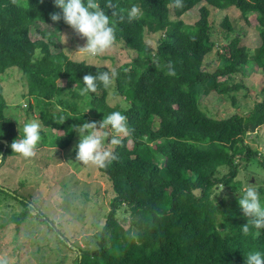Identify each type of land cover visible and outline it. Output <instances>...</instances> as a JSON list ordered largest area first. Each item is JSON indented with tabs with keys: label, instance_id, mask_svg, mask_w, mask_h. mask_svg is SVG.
Returning <instances> with one entry per match:
<instances>
[{
	"label": "trees",
	"instance_id": "1",
	"mask_svg": "<svg viewBox=\"0 0 264 264\" xmlns=\"http://www.w3.org/2000/svg\"><path fill=\"white\" fill-rule=\"evenodd\" d=\"M100 2L103 6L105 0ZM114 2L122 10L138 5L143 13L116 26L117 41L135 53L116 67L115 94L124 97V107L108 103L103 85L95 93L79 94L84 75L109 71L108 67L72 60L61 49L53 52L54 42L43 30L41 38H31L39 21L55 29L70 28L62 19L51 21L50 13L60 11L53 0H0V73L15 67L26 78V96L34 100H27V109L37 112L46 129L41 128L39 147L66 149L76 135L73 126L100 122L113 111L126 115L135 129L115 148L119 159L98 168L113 197L96 234L97 246L78 248L77 264H245L250 252L264 255V229L249 225L245 235L242 226L250 218L238 205L246 186L238 177L241 168L258 163L264 170V155L244 141L264 125V99L244 115L234 112L224 118L200 106L212 91L234 102L232 92L242 85L233 75L250 65L264 70V0H183L181 9L170 7L174 0ZM195 7L197 20L185 23L180 16ZM229 7L238 9L245 22L255 14L258 43L250 53L239 36L233 37L218 51L219 65L207 71L204 58L215 46L210 8ZM221 26L228 32L233 29L227 17ZM146 33H159L154 48L145 42ZM169 61L174 77L166 74ZM7 106L0 83V163L18 154L10 145L23 135ZM222 188L229 192L223 195ZM257 188L264 204V186ZM16 191L0 186V202L13 197L22 206L10 215L20 229L35 207ZM122 213L128 217L122 219ZM36 216L52 229V221L41 211ZM59 236L66 245L65 236Z\"/></svg>",
	"mask_w": 264,
	"mask_h": 264
},
{
	"label": "rangeland",
	"instance_id": "2",
	"mask_svg": "<svg viewBox=\"0 0 264 264\" xmlns=\"http://www.w3.org/2000/svg\"><path fill=\"white\" fill-rule=\"evenodd\" d=\"M198 14L199 7H195L180 18L185 23L192 24L197 20ZM225 17L233 26L230 32L221 26ZM209 20L211 39L215 46L204 58V68L207 71H213L219 65L218 51L224 50L226 43L235 36L241 38V43L248 47L250 53L253 52L258 43L255 14H249L248 22H245L235 7L210 8ZM48 25L52 27L49 23L39 21L30 32L31 38H41L39 31L43 30L54 42L51 50L55 52L61 49L72 60H83L111 69L129 62L135 55L132 50L116 41L114 48L103 56L90 58L77 51L78 47L85 44V40L71 28L53 29ZM62 34L67 36L65 43ZM158 37L159 33H146L145 42L154 48ZM233 81L242 85L239 90L232 92L234 102L231 96L212 91L200 100L201 109L216 118H224L234 112L244 115L257 100L264 99L263 69L250 65L234 74ZM0 83L2 96L8 105L7 112L15 116L18 133L22 132L27 121H40L35 110L27 109V100H34L26 96L27 80L18 68L10 67L0 73ZM116 92L114 81L108 87V103L124 107V97L116 95ZM41 128L46 130L42 124ZM244 141L264 155V125L245 137ZM78 142L79 136L76 133L72 144L66 149L37 146L34 157L25 158L15 154L0 163V186L10 193L17 190L19 198L26 199L29 205L35 207L19 229L10 221V215L15 212L18 214L22 206L13 197L0 202V223L5 224V227L0 228V255L8 260V264H77L78 248L94 249L97 246L96 234L110 209L113 191L105 177L100 175L98 167L85 165L76 158L75 146ZM238 177L246 185L264 186V170L260 169L258 163L242 167ZM227 192L229 190L223 188V195ZM0 197H4L3 192H0ZM38 211L52 221V229L39 221L36 216ZM118 215L122 219L128 217L127 213ZM58 234L65 236L66 245L59 241L62 237Z\"/></svg>",
	"mask_w": 264,
	"mask_h": 264
},
{
	"label": "clouds",
	"instance_id": "3",
	"mask_svg": "<svg viewBox=\"0 0 264 264\" xmlns=\"http://www.w3.org/2000/svg\"><path fill=\"white\" fill-rule=\"evenodd\" d=\"M53 4L60 11L50 13L51 21L56 23L62 19L74 33L85 40V44L78 47L77 51L93 59L103 56L114 48L117 41V24L125 20L131 22L143 15L138 5L134 4L130 9L122 10L114 0H105L103 6L100 0H53ZM170 7L183 8V0H174ZM107 10L111 11V15L106 14ZM62 35L65 43L67 36ZM167 68V75L173 77L177 75L171 61ZM117 76L115 67L109 71L97 72L95 75L86 74L82 78L84 86L79 88V94L87 96L89 93H95L99 85L108 88ZM64 120L61 117L62 123ZM73 129L79 136V142L75 146L76 158L85 165H93L101 169L107 168L119 159L115 148L121 145L123 138L131 136L135 131L134 128L129 127L127 116L120 111L111 112L100 122L85 121L73 126ZM22 133L21 138L12 141L11 150L25 158L34 157L36 148L42 140L41 122L38 119L27 121L23 125ZM238 205L243 214L250 218L242 226V232L245 235L250 231L249 225L258 230L264 229V204L261 203L260 192L256 186L249 184L244 187L243 194L238 199ZM0 264H8V260L0 258ZM245 264H264V255L260 252H250L247 254Z\"/></svg>",
	"mask_w": 264,
	"mask_h": 264
},
{
	"label": "water",
	"instance_id": "4",
	"mask_svg": "<svg viewBox=\"0 0 264 264\" xmlns=\"http://www.w3.org/2000/svg\"><path fill=\"white\" fill-rule=\"evenodd\" d=\"M4 143H6V140H2ZM73 249H77L76 247L74 246H71Z\"/></svg>",
	"mask_w": 264,
	"mask_h": 264
}]
</instances>
